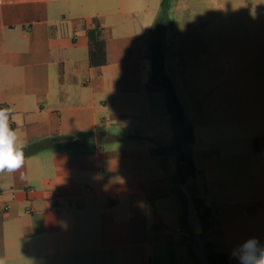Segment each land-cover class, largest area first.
Returning <instances> with one entry per match:
<instances>
[{
  "label": "crops",
  "instance_id": "1",
  "mask_svg": "<svg viewBox=\"0 0 264 264\" xmlns=\"http://www.w3.org/2000/svg\"><path fill=\"white\" fill-rule=\"evenodd\" d=\"M163 14L162 0H0V108L25 153L21 169L0 173L3 264H198L175 192L183 131L151 81ZM93 19L106 41L100 67L88 60ZM242 67L220 97L191 94L198 118L173 87L194 136L188 184L210 213L202 236L229 264L246 240L264 245V67L247 80ZM177 70L190 88V69ZM83 132L78 144L30 150Z\"/></svg>",
  "mask_w": 264,
  "mask_h": 264
},
{
  "label": "rangeland",
  "instance_id": "2",
  "mask_svg": "<svg viewBox=\"0 0 264 264\" xmlns=\"http://www.w3.org/2000/svg\"><path fill=\"white\" fill-rule=\"evenodd\" d=\"M158 29L165 66L172 72L173 87L186 98L187 116L198 118L188 108L191 94L220 97L221 82L236 84L242 78L237 76L239 67L248 70L245 80L252 76V67H264V0H169ZM253 48L254 59L257 53L261 56L260 63L252 62ZM179 66L190 69L188 89ZM192 66L196 71H191Z\"/></svg>",
  "mask_w": 264,
  "mask_h": 264
},
{
  "label": "trees",
  "instance_id": "3",
  "mask_svg": "<svg viewBox=\"0 0 264 264\" xmlns=\"http://www.w3.org/2000/svg\"><path fill=\"white\" fill-rule=\"evenodd\" d=\"M169 0H162V11L166 9ZM92 27L87 30L88 38V60L91 67H100L106 64L107 62V53H106V41L102 38L101 31L102 26L97 19L92 20ZM153 59V76L151 81L156 82L161 87L164 88L166 96L168 99V111L171 114L175 124L179 131H183V136L181 137L180 150L178 154V168L174 176L175 181V192L185 203L183 195L179 190V183L182 181L191 191L192 195L194 192V187L188 184L189 180H192L196 174V166L192 157V148L191 144L194 141L193 132L190 126L185 125L184 114L180 103L173 91V87L169 77L165 74L164 68V58L160 46H155L152 54ZM92 133H79L71 136H60L52 137L41 140L30 147L31 152H36L46 146H55L56 144L59 147H67L69 145L78 144V140L83 137L91 136ZM262 137L253 138V146L255 150H259L258 141ZM67 142V143H64ZM195 204L198 208L199 217L203 226V231L206 230L209 225V211L204 207L202 202L194 197ZM202 241L206 247V256L210 264H229V258L224 253H218L213 248L204 241V238L201 234Z\"/></svg>",
  "mask_w": 264,
  "mask_h": 264
},
{
  "label": "clouds",
  "instance_id": "4",
  "mask_svg": "<svg viewBox=\"0 0 264 264\" xmlns=\"http://www.w3.org/2000/svg\"><path fill=\"white\" fill-rule=\"evenodd\" d=\"M23 148L17 132L9 127L8 109L0 108V173H13L24 166ZM233 256L239 264H264V245L250 238L234 249Z\"/></svg>",
  "mask_w": 264,
  "mask_h": 264
},
{
  "label": "water",
  "instance_id": "5",
  "mask_svg": "<svg viewBox=\"0 0 264 264\" xmlns=\"http://www.w3.org/2000/svg\"><path fill=\"white\" fill-rule=\"evenodd\" d=\"M180 193L183 195L186 206L185 223L192 235V250L196 255L198 264H210L206 256V247L203 243L201 234L203 232V226L199 217L198 208L195 204L193 195L189 188L180 181L179 183Z\"/></svg>",
  "mask_w": 264,
  "mask_h": 264
},
{
  "label": "built area",
  "instance_id": "6",
  "mask_svg": "<svg viewBox=\"0 0 264 264\" xmlns=\"http://www.w3.org/2000/svg\"><path fill=\"white\" fill-rule=\"evenodd\" d=\"M81 191H82V193H84V192L87 193V192H89V188L84 187V188L81 189Z\"/></svg>",
  "mask_w": 264,
  "mask_h": 264
}]
</instances>
